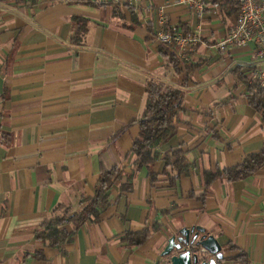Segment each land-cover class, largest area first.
<instances>
[{"label": "crops", "instance_id": "obj_1", "mask_svg": "<svg viewBox=\"0 0 264 264\" xmlns=\"http://www.w3.org/2000/svg\"><path fill=\"white\" fill-rule=\"evenodd\" d=\"M110 1L0 0V264H160L167 238L192 223L218 237V264H240L233 257L242 251L247 264H264V165L244 179L215 180L204 199L196 196L205 168L240 163L264 144V120L236 72L256 77L255 42L217 46L237 15L228 0H207L202 14L181 0H134V15L122 5L124 16ZM160 7L168 26L201 35L189 59H207L202 68L187 75L165 66L154 34ZM76 16L87 27L80 42L72 41ZM150 77L183 89L178 132L159 149L184 147L190 174L170 183L162 158L155 181L146 168L128 192L117 180L110 207L80 225L72 242L54 247L36 238L56 204L80 210L81 196L95 195L104 149L133 166L139 124L130 123L143 111ZM154 220L164 226L144 244L121 241L124 231ZM229 242L235 250L225 249Z\"/></svg>", "mask_w": 264, "mask_h": 264}, {"label": "trees", "instance_id": "obj_2", "mask_svg": "<svg viewBox=\"0 0 264 264\" xmlns=\"http://www.w3.org/2000/svg\"><path fill=\"white\" fill-rule=\"evenodd\" d=\"M239 0H228V8L231 13H238ZM112 5L116 14L124 16L122 5H126L132 15L134 9L127 3L108 2ZM76 22V33L72 38L74 42H80L86 31V25L80 17H74ZM189 30L188 28H185ZM151 33L153 31L151 30ZM155 34V33H154ZM160 51L166 58L165 66L172 68L175 72L187 73L202 68L207 59L198 58L191 60L185 58L172 44H161ZM240 68V67H239ZM238 76L247 82V100L250 105L256 108L264 120V88L257 79L249 80V76L237 69ZM188 78L183 77L185 82ZM183 89L172 85L164 80L150 77L146 84V102L139 117L133 119L130 124H139V133L134 138L132 152L135 154L133 166L128 168L123 165L114 153L113 148L107 147L100 153V176L96 185V192L93 197L82 195L80 202L85 204L80 210H74L72 205L60 202L44 217L41 225L35 230L36 238L49 241L52 246H61L66 242L74 240L75 233L80 225L87 220L98 221L102 214L110 207V189L113 184L120 180L121 192H128L134 187V179L137 173L146 168L148 175L153 181L158 179L160 173L156 170V163L164 158L165 168L163 172H168L170 183L176 184L184 175H189L193 163L186 158L187 150L180 146L170 149L163 154L159 149L162 144L169 141L178 132L177 121L179 113L185 109L182 104ZM3 132V131H2ZM264 165V144L259 151L246 153L243 160L237 164L225 167L205 168L202 172L204 191L196 196L204 199L212 183L218 179L229 181L244 179L251 176L256 170ZM174 167L177 173L168 171V167ZM191 195H194L192 192ZM174 206L164 208L162 213H171ZM69 225L73 227L70 229ZM164 226L163 222L154 220L151 225H146L139 229H128L123 232L122 242L127 247L140 246L149 240L154 233ZM226 250H235L236 245L227 243ZM240 264H247L248 256L246 251H242L233 257Z\"/></svg>", "mask_w": 264, "mask_h": 264}, {"label": "built area", "instance_id": "obj_3", "mask_svg": "<svg viewBox=\"0 0 264 264\" xmlns=\"http://www.w3.org/2000/svg\"><path fill=\"white\" fill-rule=\"evenodd\" d=\"M132 4L134 0H113ZM189 9L202 14L207 7V0H181ZM238 13L225 36L217 43L220 48L227 45H246L253 41L256 44L253 56L258 60L256 77L264 88V0H239ZM155 38L161 44H172L185 58L202 41L199 33L189 29L170 27L162 7L159 8L158 25ZM205 249V248H204Z\"/></svg>", "mask_w": 264, "mask_h": 264}, {"label": "water", "instance_id": "obj_4", "mask_svg": "<svg viewBox=\"0 0 264 264\" xmlns=\"http://www.w3.org/2000/svg\"><path fill=\"white\" fill-rule=\"evenodd\" d=\"M223 258L218 237L199 223L179 227L159 252L160 264H218Z\"/></svg>", "mask_w": 264, "mask_h": 264}]
</instances>
